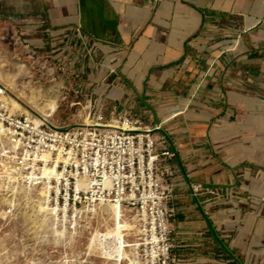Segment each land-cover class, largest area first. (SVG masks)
<instances>
[{
	"label": "crops",
	"instance_id": "1",
	"mask_svg": "<svg viewBox=\"0 0 264 264\" xmlns=\"http://www.w3.org/2000/svg\"><path fill=\"white\" fill-rule=\"evenodd\" d=\"M0 14L54 44L97 109L173 143L176 264H264V0H0Z\"/></svg>",
	"mask_w": 264,
	"mask_h": 264
},
{
	"label": "built area",
	"instance_id": "2",
	"mask_svg": "<svg viewBox=\"0 0 264 264\" xmlns=\"http://www.w3.org/2000/svg\"><path fill=\"white\" fill-rule=\"evenodd\" d=\"M5 95L0 86V127L5 137L17 143L15 160L20 165L25 162V176L34 182L38 168L53 163L63 174L57 188L49 192V203L60 208L56 214L59 228L79 229L86 220L87 210L83 208L111 204L133 226L126 237L131 246L125 248L132 253L123 264H176L171 222L176 152L160 126H150L130 113H107L102 106L97 109L93 94L76 90L75 103L86 106L90 125L55 128L33 115L12 112L2 101ZM25 151L29 152L26 159ZM43 152L49 155L46 162L35 157V153ZM84 180L87 183L80 186ZM49 184L53 187L55 179ZM191 189L196 198L203 191L197 183L191 184ZM111 261L115 264L114 259Z\"/></svg>",
	"mask_w": 264,
	"mask_h": 264
},
{
	"label": "rangeland",
	"instance_id": "3",
	"mask_svg": "<svg viewBox=\"0 0 264 264\" xmlns=\"http://www.w3.org/2000/svg\"><path fill=\"white\" fill-rule=\"evenodd\" d=\"M27 24L0 14V86L7 89L5 98L10 96L21 106L13 112L38 119L42 117V108L54 102L56 112L47 119L53 127L85 124L86 106L75 103V91L79 89L71 69L63 70L60 61L49 53L54 44L48 41L46 45L37 34L24 32L26 29L21 25ZM10 189L0 188V264H114L105 260L99 248L89 250L95 229L105 230L103 226L110 220L108 213L99 210L107 222L102 216L92 223L83 221L73 239H70L73 232L67 231L64 242L38 221L33 207L39 197L37 190L26 191L29 194L24 195ZM6 196L13 198L15 204L10 206L4 201ZM105 246L113 251V242Z\"/></svg>",
	"mask_w": 264,
	"mask_h": 264
},
{
	"label": "bare ground",
	"instance_id": "4",
	"mask_svg": "<svg viewBox=\"0 0 264 264\" xmlns=\"http://www.w3.org/2000/svg\"><path fill=\"white\" fill-rule=\"evenodd\" d=\"M1 90H4V92L7 93V89L5 87L1 86ZM2 101L9 105V107L11 105L12 112L21 108V106L10 96L8 99L3 97ZM55 112L56 104L54 102L47 103L42 108V117H38V119L41 121H47V119L51 118ZM85 122V124L78 126H88L91 123L88 119H86ZM17 147V143H12L9 137H5L3 130L0 127V188L10 189L9 186H11L10 191L23 193L24 195L29 194L26 191H31L32 189L37 190L39 197L35 199L33 207L35 213L37 214L38 221L42 225L50 227L49 229L53 230L54 235L59 237V240L61 238L62 241L64 240V242H66V234L68 231L67 226H61L59 228V223L57 222L58 217L56 214L60 211L59 205L49 203L50 189L57 188V181L63 177V174L57 170V163H53L51 166H46V164H44V166L38 168V178H36L33 182L32 179L28 178L27 174L25 176L23 173L24 168L22 163L24 161H22L20 165V162L15 160L18 152ZM23 156L24 159H26V157L29 156V152L25 151V155L23 154ZM35 157L46 162L49 155L47 152L40 154L35 153ZM29 166L32 168V165ZM51 178H54L56 181V184L53 187L49 184V180ZM4 183L7 185L4 186ZM86 183L87 182L84 180L80 183V186ZM14 194L15 193H13V195ZM4 201H7L10 206L15 204L13 202V198H9L8 196L5 197ZM83 210H87L85 219L89 223H92L98 216H102V218L107 222V218H105L104 214L102 215L104 212L108 213L110 216V220L103 226L105 227L104 231L100 230V228L95 229L94 235L90 239L89 250L94 251L99 248L101 254L105 257V260H107L108 263L114 259L115 264H123L124 259H128L131 256L130 253H132L131 250L125 249L126 246H129L132 242L131 240L126 239L127 236H130L127 231L133 227L132 224L124 220L122 218V211L120 212L118 208L111 204H101L99 206H95L93 209L85 207ZM99 210H101L102 213ZM63 218L65 222L67 220V214L66 216H63ZM79 229L73 228V230H70V232H73L71 233L70 239L74 238V234H76ZM109 242H113L114 245V248L112 247V252L108 251L105 246L106 243ZM116 257H119L120 259L118 258V260H116Z\"/></svg>",
	"mask_w": 264,
	"mask_h": 264
}]
</instances>
